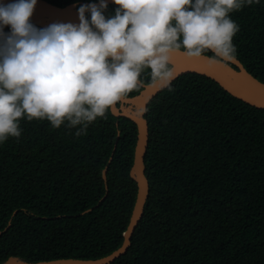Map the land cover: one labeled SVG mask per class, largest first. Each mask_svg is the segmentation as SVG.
Masks as SVG:
<instances>
[{"label": "trees", "instance_id": "trees-1", "mask_svg": "<svg viewBox=\"0 0 264 264\" xmlns=\"http://www.w3.org/2000/svg\"><path fill=\"white\" fill-rule=\"evenodd\" d=\"M116 9L107 4L103 15ZM230 18L239 26L236 58L264 83V0ZM139 79L151 82L150 69ZM170 88L147 105L149 193L129 248L109 264H264V109L195 73ZM19 124L20 137L0 143V264L99 259L118 249L136 197L135 124L110 110L80 136L46 119Z\"/></svg>", "mask_w": 264, "mask_h": 264}, {"label": "clouds", "instance_id": "clouds-1", "mask_svg": "<svg viewBox=\"0 0 264 264\" xmlns=\"http://www.w3.org/2000/svg\"><path fill=\"white\" fill-rule=\"evenodd\" d=\"M105 0L78 9V25L54 23L37 29L30 19L37 0L0 3V143L19 138V121L47 120L53 128L88 126L126 94L150 69L153 83L176 78L172 54L189 58L207 51L223 61L236 58L239 26L230 13L254 0ZM259 3V0H255ZM91 13V21L85 13ZM10 26V33L4 27ZM67 122V123H66Z\"/></svg>", "mask_w": 264, "mask_h": 264}, {"label": "water", "instance_id": "water-1", "mask_svg": "<svg viewBox=\"0 0 264 264\" xmlns=\"http://www.w3.org/2000/svg\"><path fill=\"white\" fill-rule=\"evenodd\" d=\"M15 0H0L2 4L14 3ZM107 4L112 0H105ZM97 2H74L64 6H58L46 0H37L30 23L44 29L54 23L78 25V6L81 4H96ZM88 13V12H86ZM85 13V14H86ZM180 49L172 54L171 66L174 68L177 79L187 73H195L205 76L219 85L231 96L259 109H264V83L249 73L243 64L235 58L233 61H223L212 58L213 55L203 54L200 58H189ZM235 66V67H234ZM174 79V80H175ZM172 80V82L174 81ZM171 82V83H172ZM141 89L133 96H124L110 112L113 116L130 119L136 127V142L134 146L132 165L129 169V176L136 183V197L130 215L129 223L123 232L122 245L111 254L99 259H77L61 258L48 261L28 262L23 258L11 256L1 264H109L126 252L130 246L131 237L141 220L144 205L149 193V182L145 175L144 158L149 142V128L145 117L148 103L159 94L164 87L159 83H140ZM116 145L111 153L112 158ZM107 167L102 171V177L106 181ZM107 188V187H106ZM106 195L101 199L104 200Z\"/></svg>", "mask_w": 264, "mask_h": 264}]
</instances>
